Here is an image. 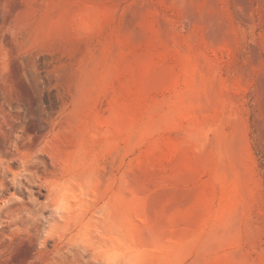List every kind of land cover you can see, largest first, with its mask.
<instances>
[{"label":"rangeland","instance_id":"rangeland-1","mask_svg":"<svg viewBox=\"0 0 264 264\" xmlns=\"http://www.w3.org/2000/svg\"><path fill=\"white\" fill-rule=\"evenodd\" d=\"M0 264H264V0H0Z\"/></svg>","mask_w":264,"mask_h":264}]
</instances>
